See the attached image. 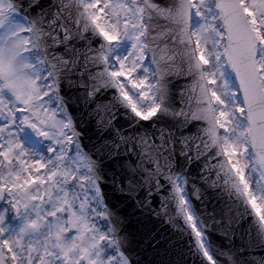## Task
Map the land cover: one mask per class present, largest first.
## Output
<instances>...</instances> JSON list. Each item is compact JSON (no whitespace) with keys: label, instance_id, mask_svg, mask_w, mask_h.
<instances>
[{"label":"snow or ice","instance_id":"6c2138e0","mask_svg":"<svg viewBox=\"0 0 264 264\" xmlns=\"http://www.w3.org/2000/svg\"><path fill=\"white\" fill-rule=\"evenodd\" d=\"M256 252L264 0H0V264Z\"/></svg>","mask_w":264,"mask_h":264},{"label":"water","instance_id":"95a60500","mask_svg":"<svg viewBox=\"0 0 264 264\" xmlns=\"http://www.w3.org/2000/svg\"><path fill=\"white\" fill-rule=\"evenodd\" d=\"M128 228H129V231H131L132 228H133V225H132V224H129V225H128ZM239 242H240V241L237 240V243H239ZM254 255H264V252H256V253H254ZM137 256H138V258H139L141 261H145V260H148V259L151 258L150 255H149L147 252H144V253H137L136 255H134V259L137 258Z\"/></svg>","mask_w":264,"mask_h":264}]
</instances>
